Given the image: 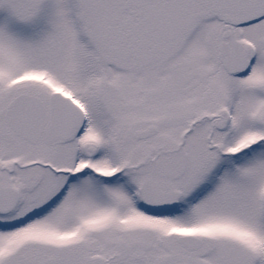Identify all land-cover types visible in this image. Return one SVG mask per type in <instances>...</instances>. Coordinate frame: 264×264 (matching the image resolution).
Here are the masks:
<instances>
[{
    "label": "snow or ice",
    "instance_id": "1",
    "mask_svg": "<svg viewBox=\"0 0 264 264\" xmlns=\"http://www.w3.org/2000/svg\"><path fill=\"white\" fill-rule=\"evenodd\" d=\"M0 264H264V0H0Z\"/></svg>",
    "mask_w": 264,
    "mask_h": 264
}]
</instances>
